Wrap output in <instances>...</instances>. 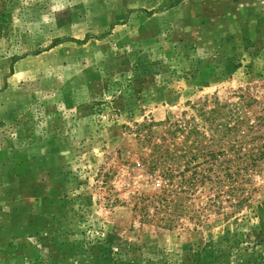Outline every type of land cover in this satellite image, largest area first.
<instances>
[{
  "label": "rangeland",
  "instance_id": "1",
  "mask_svg": "<svg viewBox=\"0 0 264 264\" xmlns=\"http://www.w3.org/2000/svg\"><path fill=\"white\" fill-rule=\"evenodd\" d=\"M239 93L264 107V0H0V264H264V173L240 212H140L130 129Z\"/></svg>",
  "mask_w": 264,
  "mask_h": 264
},
{
  "label": "trees",
  "instance_id": "2",
  "mask_svg": "<svg viewBox=\"0 0 264 264\" xmlns=\"http://www.w3.org/2000/svg\"><path fill=\"white\" fill-rule=\"evenodd\" d=\"M236 97L214 95L191 104V115L184 111L175 119L135 123L130 129L150 150L141 163L161 185L159 193L142 198L148 201L140 207L142 215L148 217L153 205L152 218L161 213L162 225L172 228L178 217L198 216L191 208L196 193L206 188L216 192L202 211L227 204L236 213L250 203L247 186L264 173V107L255 106L258 99L248 94ZM156 125L164 127L157 138Z\"/></svg>",
  "mask_w": 264,
  "mask_h": 264
}]
</instances>
